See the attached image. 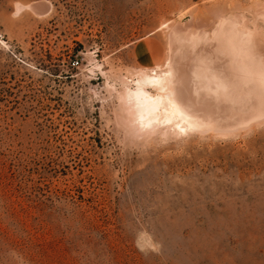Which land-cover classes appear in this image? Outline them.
<instances>
[{"label":"rangeland","instance_id":"374dc122","mask_svg":"<svg viewBox=\"0 0 264 264\" xmlns=\"http://www.w3.org/2000/svg\"><path fill=\"white\" fill-rule=\"evenodd\" d=\"M38 1L0 0V264H264V121L146 137L118 99L220 18L264 54V0Z\"/></svg>","mask_w":264,"mask_h":264},{"label":"bare ground","instance_id":"6f19581e","mask_svg":"<svg viewBox=\"0 0 264 264\" xmlns=\"http://www.w3.org/2000/svg\"><path fill=\"white\" fill-rule=\"evenodd\" d=\"M50 7L42 0L26 8L42 15ZM174 36L162 66L120 78L118 99L138 135H226L264 121V54L255 28L220 18L211 36Z\"/></svg>","mask_w":264,"mask_h":264},{"label":"built area","instance_id":"2783aa9c","mask_svg":"<svg viewBox=\"0 0 264 264\" xmlns=\"http://www.w3.org/2000/svg\"><path fill=\"white\" fill-rule=\"evenodd\" d=\"M72 66H73V67L78 66V61H77V60L72 61Z\"/></svg>","mask_w":264,"mask_h":264}]
</instances>
